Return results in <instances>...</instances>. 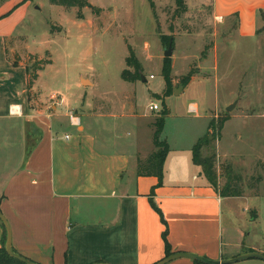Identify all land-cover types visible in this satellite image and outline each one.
<instances>
[{"label": "crops", "instance_id": "obj_1", "mask_svg": "<svg viewBox=\"0 0 264 264\" xmlns=\"http://www.w3.org/2000/svg\"><path fill=\"white\" fill-rule=\"evenodd\" d=\"M199 1L210 4L217 19H236L242 40L256 39L264 25V0ZM5 17L0 18V28ZM9 35L0 30V211L10 224L17 254L36 264H156L166 258L165 226L153 200L167 223L172 254L212 261L264 255V246L250 241L248 233L251 226L260 225L261 216L254 212L257 218L252 216L245 226L236 221L235 201L246 197L223 198L209 184L194 163L198 142L179 156V166L178 157L172 163L173 173L166 170L174 152L170 147L162 185L154 176H140L138 162L156 151L154 123L161 114L149 121L147 115L142 120L132 114L133 103L131 113L125 103L118 114L102 112L108 108L104 101L85 100L79 109L55 94L45 99L41 76L46 65L38 68L31 89L29 78L32 64L46 55L22 56L16 42L8 43ZM81 84L93 86L85 78ZM11 107H20L22 115H11ZM190 107L199 116V106L190 104L189 112ZM71 115L83 117L84 122L76 127ZM109 119L114 121L102 123ZM3 238L0 220V248ZM169 264L195 261L182 258Z\"/></svg>", "mask_w": 264, "mask_h": 264}, {"label": "rangeland", "instance_id": "obj_2", "mask_svg": "<svg viewBox=\"0 0 264 264\" xmlns=\"http://www.w3.org/2000/svg\"><path fill=\"white\" fill-rule=\"evenodd\" d=\"M87 1L90 6L80 12L50 0H0V16H6L0 30L10 34L8 43L16 42L22 56L26 52L46 55L33 67L38 69L52 60L41 76L45 99L55 94L79 109L85 100L104 101L108 108L102 112L118 114L125 103L131 113L133 103L132 114L142 120L147 115L149 121L167 109L162 139L174 150L166 167L169 173H173L177 157L179 166V156L184 157L198 140L206 138L208 145L201 156L214 157L219 188L233 175L242 177L240 188L246 199L235 201L236 221L249 225L257 211L260 225L251 226L248 233L250 241L264 246V180L256 190L249 189L252 178L264 179V25L257 38L248 41L238 37L236 19L215 18L210 4L199 0H184L185 12L177 0ZM81 13L84 19H80ZM163 36L173 41L174 53L168 59L174 91L184 90L183 79L189 74L188 85L195 82L185 93L180 89L176 95L166 96L162 71L169 45L163 43ZM130 47L147 82L142 79L133 85L122 79ZM83 78L93 86H82ZM190 104L199 106V116L189 112ZM153 105L161 111H151ZM232 105L235 108L229 112ZM223 119L228 123L221 130ZM80 120L84 122L83 117ZM12 139L15 143L18 135ZM256 191L259 196L251 198ZM72 221H77L76 213Z\"/></svg>", "mask_w": 264, "mask_h": 264}, {"label": "trees", "instance_id": "obj_3", "mask_svg": "<svg viewBox=\"0 0 264 264\" xmlns=\"http://www.w3.org/2000/svg\"><path fill=\"white\" fill-rule=\"evenodd\" d=\"M27 1V0H26ZM52 4L61 6V7H67V8H79L80 12L85 8L89 7L90 3L87 0H50ZM177 5L179 9L186 11L185 8V1L184 0H177ZM261 15L264 19V13L261 12ZM80 19H84L82 13L80 15ZM162 41L167 46L169 45L171 41V37L169 36H163ZM130 57L126 60L127 69L123 71L122 73V79L125 82L128 83H136L138 81L142 80V73H143V67L139 60L136 58L134 51L130 47ZM51 61H48L42 66H45L47 64H50ZM40 65V68H42ZM34 68L30 72V78H29V88L31 89L35 81L37 80V72ZM39 70V69H37ZM172 62L171 59H165L164 65H163V71L162 75L166 81L167 89H166V96H170L174 93V89L172 88ZM192 75L189 74L183 79L184 87H186L189 82L191 81ZM168 114L167 109L162 112L159 117H157L154 127V138L153 143L156 151L145 161H139L138 162V174L140 176H154L159 179L160 185H162L163 180V174H164V165L166 158L170 152V146L167 143V141L162 139L164 128H165V118ZM228 121V119L221 120L219 124V128L222 130L224 128L225 123ZM208 145V140L206 138L200 139L198 143L193 148V158L194 163L197 166L203 167V174L206 177L209 184L220 194L221 197H243L245 196V190L240 188V186L243 183V179L241 176H235L233 175L227 185L220 189L218 185V176L216 174V171L214 170V157H203L201 156L202 149ZM264 179L259 178H252V182L249 184V189L256 190L257 187L260 185V183ZM239 187V188H238ZM258 191V190H257ZM256 191L253 196L258 197L259 194ZM152 207L156 210V212L160 215L162 223L165 226V231L163 232V239L165 243V249H166V257H169L172 255V248L168 241V226L164 219L162 211L156 206L153 200H151ZM253 219L257 218L256 213H253ZM6 242H7V231L4 226V238L2 242V247L0 248V264H24L16 259H13L10 257L6 251ZM15 252V251H14ZM16 253V252H15ZM195 264H201L199 262L195 261Z\"/></svg>", "mask_w": 264, "mask_h": 264}, {"label": "water", "instance_id": "obj_4", "mask_svg": "<svg viewBox=\"0 0 264 264\" xmlns=\"http://www.w3.org/2000/svg\"><path fill=\"white\" fill-rule=\"evenodd\" d=\"M174 53V48H173V41L171 40L168 49L165 51V58H172ZM143 80L145 81L146 79L143 77ZM181 91H183V87H180ZM180 89H176L174 91V94L176 95ZM235 108V105H232L231 107L228 108V111H232ZM0 220L4 224L6 231H7V242H6V251L10 257L13 259H16L24 264H36L29 259L17 254L14 252L13 247H12V231L10 224L6 217L3 215V213L0 211ZM182 258H187L191 259L193 261L199 262L201 264H236L240 262H245L248 260H260L264 262V255L260 253H250L246 255L239 256L235 259H230V260H223V261H212L209 259H206L204 257H200L197 255L193 254H188V253H174L169 257H166L165 259L161 260L160 262L156 264H169L173 261H176L178 259ZM104 264V263H102Z\"/></svg>", "mask_w": 264, "mask_h": 264}, {"label": "built area", "instance_id": "obj_5", "mask_svg": "<svg viewBox=\"0 0 264 264\" xmlns=\"http://www.w3.org/2000/svg\"><path fill=\"white\" fill-rule=\"evenodd\" d=\"M153 78V77H152ZM150 110L151 111H156V112H160V107L158 105H153L150 107ZM197 109L195 107H190V112L191 113H196ZM10 114L13 115V116H20L22 115V110L20 107H11L10 109ZM71 119V122L73 125H75L76 127L80 126V118L78 117H75L74 115H71L70 117ZM69 138V137H67Z\"/></svg>", "mask_w": 264, "mask_h": 264}]
</instances>
